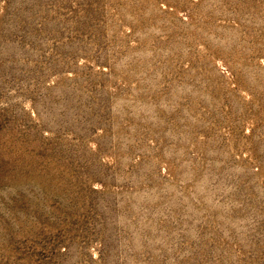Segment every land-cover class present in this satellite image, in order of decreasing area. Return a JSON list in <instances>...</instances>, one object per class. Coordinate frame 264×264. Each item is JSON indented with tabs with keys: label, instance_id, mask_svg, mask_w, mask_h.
Returning a JSON list of instances; mask_svg holds the SVG:
<instances>
[{
	"label": "rangeland",
	"instance_id": "rangeland-1",
	"mask_svg": "<svg viewBox=\"0 0 264 264\" xmlns=\"http://www.w3.org/2000/svg\"><path fill=\"white\" fill-rule=\"evenodd\" d=\"M0 264H264V0H0Z\"/></svg>",
	"mask_w": 264,
	"mask_h": 264
}]
</instances>
